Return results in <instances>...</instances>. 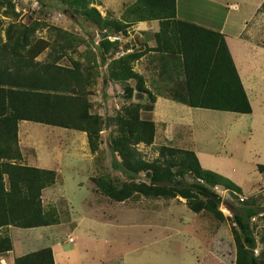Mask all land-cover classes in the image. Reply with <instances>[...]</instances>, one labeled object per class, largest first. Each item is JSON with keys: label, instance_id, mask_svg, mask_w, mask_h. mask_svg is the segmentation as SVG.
I'll return each mask as SVG.
<instances>
[{"label": "rangeland", "instance_id": "obj_1", "mask_svg": "<svg viewBox=\"0 0 264 264\" xmlns=\"http://www.w3.org/2000/svg\"><path fill=\"white\" fill-rule=\"evenodd\" d=\"M9 1H12L15 14L6 15V8H0V40L6 39V28L14 20L27 25L39 22L36 35L51 40L57 48L58 30L70 32L74 37V48L60 53L58 62L72 66L74 61H79L88 68L91 73L89 99L92 112L102 116L107 126L101 132L98 151L93 152L88 135L86 138L80 134L76 136V131L61 126L26 120L19 122L23 131L32 128V144L35 143L40 152L47 154V150L40 146L52 143L56 146L59 143L62 150L59 154V148H56L53 160L57 156L59 162L66 166L54 167L55 171H60L61 179L46 192L43 203L45 207H57L62 223L50 228L21 231L16 239V251L0 254V264H15L14 254L17 255L18 251L40 249L51 244H60L64 249V254L58 253L61 264H235L237 248L233 213L240 207L249 206L258 210L251 220L258 241L256 254L264 250V170L258 167L264 164V94L254 99V114L190 107L180 100L185 93L182 56L152 51L145 53L148 47L152 48L150 45L156 43L155 34H151L152 41L148 43L144 31H156L160 22H137L122 33L113 28H102L85 17L83 10L79 13L68 10L59 0H52L49 6H42L36 0ZM134 2L91 0V6L97 7L102 17L126 21V11ZM234 3L244 6L240 13L230 7ZM250 4L241 0H179V17L191 19L207 28L220 29L227 12L233 19L244 15L246 6L253 8V3ZM262 16L264 9L256 19ZM259 29L255 40L264 43V24ZM247 39L246 35L241 38L243 41ZM104 41L119 42L120 45L102 54L99 47ZM60 43L65 42L61 40ZM137 52H143L145 56L143 54L142 60L134 62V69L142 73L146 85L157 99L158 95H163L160 101L156 100L151 112L141 109L143 118L155 122L156 136L153 144L140 143L138 149L149 161L160 156L162 146L192 149L201 155L199 159L204 168L219 171L237 183L242 188L241 192L221 184L210 185L223 197L220 206L224 214L222 220L207 209L194 212L182 197L139 193L125 201H117L99 191L93 182L92 179L99 176L108 181L130 179L121 168L113 167L115 155L110 144L118 135V115L140 100L126 99L124 85L113 76L120 68L115 63L116 59ZM253 53L248 56L250 68L251 60L256 58ZM51 54L52 50L48 48L37 59L50 61L54 58ZM258 57L264 64V54ZM255 70L251 69L252 72ZM254 80L259 90H264V70L259 76H254ZM141 102L149 103L148 96ZM58 131L62 133L57 139ZM74 134L76 138L72 137ZM29 145L30 149L34 148ZM43 160L45 164H52V158L44 155ZM148 180L144 172L137 178V181ZM186 180L194 181L191 175L186 176ZM1 233L10 234V227L2 229Z\"/></svg>", "mask_w": 264, "mask_h": 264}, {"label": "trees", "instance_id": "obj_2", "mask_svg": "<svg viewBox=\"0 0 264 264\" xmlns=\"http://www.w3.org/2000/svg\"><path fill=\"white\" fill-rule=\"evenodd\" d=\"M36 1L42 6H49L52 2ZM59 1L68 10L78 13L83 10L85 17L102 28H113L122 33L137 22L158 20L160 30L155 33L157 45L148 47L145 53L154 50L182 56L185 93L181 102L193 108L253 113L252 103L224 34L178 18L177 0H135L126 11V21L102 17L97 7L91 6V0ZM12 6V1L0 0V8H6V15L15 14ZM39 26L37 21L27 25L14 20L6 28V39L3 42L0 40V254L14 249L11 235L1 233L2 229L62 223L57 207H45L42 198L43 190L57 183L58 173L22 164L19 122L34 121L84 131L93 152L98 151L101 132L107 126L102 116L92 112L89 99L92 84L88 68L79 61H74L72 66L58 62L60 53L74 48V37L70 32L59 29L58 36L65 43H60L58 39L57 48L51 40L36 35ZM119 45V42L104 41L99 51L107 53L111 47ZM48 48H51L50 56L54 55V58L50 61L38 60ZM143 54L121 55L115 62L120 68L113 76L124 85L126 99L140 100V103L127 107L123 114L118 115V135L110 144L115 155L113 167L121 168L130 179L108 181L99 176L92 180L99 191L117 201H125L139 193L182 197L194 212L207 209L222 220L224 214L220 206L223 197L210 185L221 184L241 192L242 188L237 183L221 173L204 168L192 149L162 146L160 156L153 161L145 159L138 149L140 143L153 144L156 136L155 122L143 118L141 109L151 112L157 98L146 85L145 77L134 69V62ZM146 96L149 103L141 104ZM258 167L264 170V164ZM142 172L146 173L148 181H137ZM188 175L193 177V182L186 180ZM158 182L170 184L160 185ZM257 214V208L251 206L240 207L233 213V235L237 248L235 264H264V250L256 254L258 241L251 224ZM14 262L56 264L54 250L50 246L17 256Z\"/></svg>", "mask_w": 264, "mask_h": 264}, {"label": "crops", "instance_id": "obj_3", "mask_svg": "<svg viewBox=\"0 0 264 264\" xmlns=\"http://www.w3.org/2000/svg\"><path fill=\"white\" fill-rule=\"evenodd\" d=\"M241 1H244V2L246 1L247 5L250 3H253V8L246 6V8L244 10V15L241 14L237 17L234 16L233 19H230L229 12H227L225 15V21L223 22V26H222L223 28L217 29L214 27H209V26L208 27L212 28L214 30L220 31L221 33L224 34V36L227 40L228 46L230 48L231 54L234 58L235 64L237 66V69L239 71V74L242 78L243 84L247 90L248 96H249L250 101L252 103V106H253V113L252 114H254L255 113L254 99L256 97H258L259 95L264 94V90L260 91L258 88V85L255 84V80H254V76L255 77L259 76L260 74H262V71L264 70L263 60L259 59V57H258V56L264 54V43H263V41H260V40L256 41L255 40L256 33L260 30L259 28H261V26L264 24V16H262L260 19H256L257 15L259 13L263 12L264 0H241ZM178 4H179V0H177V12H178V18H180L179 17V9H178L179 5ZM228 5H229V2L227 3L226 7H228ZM250 6H252V5L250 4ZM230 7L232 9H236L237 11H239V13L241 12L240 10H242L244 8V6L239 7L236 3L230 4ZM252 10H253V12H251ZM184 20L194 22L191 19H185L184 18ZM151 21H157L159 23L158 20H151ZM201 25H203V24H201ZM203 26H205V25H203ZM152 28H153V26H152ZM159 30H160V25H159V29H157L156 31L155 30L144 31L145 36H146V40L148 43L152 41V38H151L152 35L151 34H155ZM245 35L248 37V39L245 41L241 40V38L244 37ZM119 40H121V38H119ZM155 43H156V39H155ZM156 45L157 44L150 45V46L153 48V47H156ZM151 51L153 53H157V51H154V50H151ZM252 52H254L253 57L256 56V58H253V60H251V62L253 64H251V68H250V62H249L248 56L251 55ZM144 56H145V54H144ZM142 58H143V56L141 58L137 59L136 61H138L140 59L142 60ZM254 68L256 70L254 72H252L251 69L253 70ZM138 72L140 73V71H138ZM162 96L158 95L157 101H160ZM164 100H166V99H164ZM262 100L264 101V99H262ZM19 126H20V131H19L20 147H21V151H22L23 156H24L23 160L21 161L22 164L27 165V166H32V167L51 169V170H54V167H60V166L65 167L66 166L65 164H61L59 162V160L57 159V156L53 160V158L55 157L54 152H55L56 148H59L58 147L59 143L57 144V146L54 145L53 143L40 146L41 148L43 147L47 150V154H44L43 151L40 152V149L36 148L38 146L35 143H33L34 145L32 144V141H33L32 140L33 139L32 138L33 130H31L32 128L28 127L23 131L21 124ZM72 130L77 132V133H75L76 136L80 134V136H84L85 138L87 137V133L84 131H79V130H75V129H72ZM48 133H50V132H48ZM52 133L53 134L55 133L54 129H53ZM60 133H62V132H60V131L57 132V134H58V135H56L57 139L59 138ZM75 134H74V136L72 135V137H75ZM29 144L34 146V148H36L38 151L34 148L30 149ZM27 149L30 152H28ZM75 149H76V147H75ZM59 151H60L59 154H61L62 150L60 148H59ZM196 153H197L198 157L201 158V155L197 151H196ZM201 153H205V152H203L201 150ZM32 154L36 155L37 157L33 156ZM68 154H70V151L68 152ZM38 155H39V157H38ZM44 155L48 159L52 158V160H50L52 162V164H50V165L45 164L46 162L43 160ZM203 155L205 156V154H203ZM72 158L73 157H69V159H72ZM62 162H63V160H62ZM56 172L58 173V181H59L61 179V173H60V171L59 172L56 171ZM217 172H219V171H217ZM58 181H57V183H58ZM55 185H53V186H55ZM53 186L45 188L43 190V196H42L43 203H45L44 196H45L46 192L50 188H53ZM57 225H59V224H57ZM50 227L51 226H46V227L43 226L42 228H50ZM25 229L26 228L10 226V235L12 236L13 243H14V249L12 251L13 253L16 251V248H17V240L16 239H18V234L21 231L26 232ZM50 247H52L54 250L56 264H61L58 261V253L59 252L63 253L64 249L62 248V246L60 244L59 245L58 244H51ZM35 250H38V249L29 248L28 250L18 251L17 255L14 254V260H15V257H17V256H21V255L27 254V253L35 251ZM236 259H237V256L235 257V263H236ZM64 264H67V262H64Z\"/></svg>", "mask_w": 264, "mask_h": 264}, {"label": "water", "instance_id": "obj_4", "mask_svg": "<svg viewBox=\"0 0 264 264\" xmlns=\"http://www.w3.org/2000/svg\"><path fill=\"white\" fill-rule=\"evenodd\" d=\"M158 184H160V185H169L170 183L169 182H158Z\"/></svg>", "mask_w": 264, "mask_h": 264}, {"label": "built area", "instance_id": "obj_5", "mask_svg": "<svg viewBox=\"0 0 264 264\" xmlns=\"http://www.w3.org/2000/svg\"><path fill=\"white\" fill-rule=\"evenodd\" d=\"M71 240H73V239H71Z\"/></svg>", "mask_w": 264, "mask_h": 264}]
</instances>
